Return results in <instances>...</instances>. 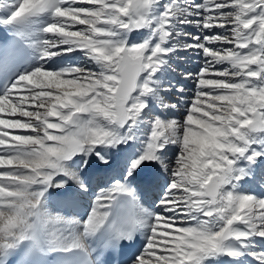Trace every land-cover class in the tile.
<instances>
[{
    "label": "snow or ice",
    "instance_id": "6c2138e0",
    "mask_svg": "<svg viewBox=\"0 0 264 264\" xmlns=\"http://www.w3.org/2000/svg\"><path fill=\"white\" fill-rule=\"evenodd\" d=\"M0 264H264V0H0Z\"/></svg>",
    "mask_w": 264,
    "mask_h": 264
},
{
    "label": "bare ground",
    "instance_id": "6f19581e",
    "mask_svg": "<svg viewBox=\"0 0 264 264\" xmlns=\"http://www.w3.org/2000/svg\"><path fill=\"white\" fill-rule=\"evenodd\" d=\"M173 63L177 65V69L180 70V72L178 71L175 73V71L177 70L175 69L174 72L169 73V76L171 77L174 83H176L177 85H182L185 88L184 95L187 93L191 94L190 93L192 91V89H190L192 84L191 79H185L184 77H180L179 75L181 74L183 75L185 71H191L194 73L199 67V61L197 60V58L193 53H188L185 59H182L180 61H174ZM173 98L175 99L176 97ZM187 98H189V96H187L184 99L186 100ZM181 111H183V105H181V108L178 110V112Z\"/></svg>",
    "mask_w": 264,
    "mask_h": 264
},
{
    "label": "rangeland",
    "instance_id": "374dc122",
    "mask_svg": "<svg viewBox=\"0 0 264 264\" xmlns=\"http://www.w3.org/2000/svg\"><path fill=\"white\" fill-rule=\"evenodd\" d=\"M173 64H174V63H173ZM173 68H174V69H177V65L174 64V67H173ZM178 71L180 72V70L177 69V70L175 71V73L178 72ZM172 72H174V71H171L170 73H172ZM178 75H179V74H178ZM179 76H180V77H184V75H182V74L179 75ZM191 81H192L191 88H190V89H192V91L190 92L191 94H188V93H187V94L184 95V98H186L187 96H189V98H187V99H189V100L192 99L193 94H194V83H193V80H192V79H191ZM174 97H175V96H174ZM187 99H186V100H187ZM181 112H183V111H181ZM177 118H179V115L177 116Z\"/></svg>",
    "mask_w": 264,
    "mask_h": 264
}]
</instances>
